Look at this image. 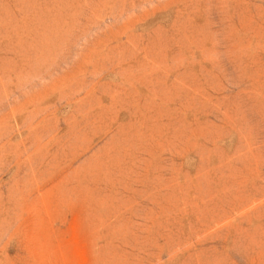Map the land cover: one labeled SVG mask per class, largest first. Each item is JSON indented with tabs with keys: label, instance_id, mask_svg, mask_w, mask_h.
I'll return each mask as SVG.
<instances>
[{
	"label": "rangeland",
	"instance_id": "obj_1",
	"mask_svg": "<svg viewBox=\"0 0 264 264\" xmlns=\"http://www.w3.org/2000/svg\"><path fill=\"white\" fill-rule=\"evenodd\" d=\"M0 264H264V0H0Z\"/></svg>",
	"mask_w": 264,
	"mask_h": 264
}]
</instances>
